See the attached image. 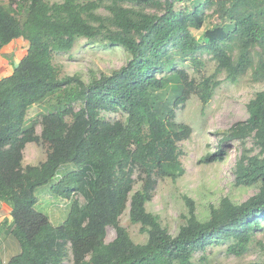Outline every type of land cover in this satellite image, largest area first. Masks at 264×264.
I'll return each instance as SVG.
<instances>
[{
  "label": "trees",
  "instance_id": "trees-1",
  "mask_svg": "<svg viewBox=\"0 0 264 264\" xmlns=\"http://www.w3.org/2000/svg\"><path fill=\"white\" fill-rule=\"evenodd\" d=\"M186 1L0 0V53L15 39L28 42L19 64L0 78V202L11 215L0 228L7 224L20 246L5 264H65L70 256L75 264H195L194 255L214 243L229 241L227 251L237 256L249 250L264 222V89L248 102V117L221 139H253L258 152L245 148L235 173L238 185L258 191L243 202L223 197L205 220L187 198L190 210L176 234L147 209L158 179L185 173L180 142L193 128L177 120V110L193 95L204 110L221 73L236 82L252 70L254 80L264 81V0ZM206 5L215 6L218 22L197 37L192 29L204 26ZM81 38L120 45L130 58L89 81L60 75L54 54L71 51ZM204 52L216 69L196 79L182 65L198 68ZM50 97L39 135L28 112ZM30 142L46 146L45 160L24 163ZM221 147L201 160H223ZM136 171L142 185L131 194ZM54 178L55 196L80 193L85 200L74 199L60 225L35 209L38 187ZM128 201L145 242H135L121 224ZM109 226L116 234L106 241Z\"/></svg>",
  "mask_w": 264,
  "mask_h": 264
},
{
  "label": "rangeland",
  "instance_id": "rangeland-1",
  "mask_svg": "<svg viewBox=\"0 0 264 264\" xmlns=\"http://www.w3.org/2000/svg\"><path fill=\"white\" fill-rule=\"evenodd\" d=\"M1 1L5 5L11 3V0ZM191 2L186 1L187 5ZM14 6L18 10L17 3ZM214 9V5L205 6L204 26L201 29H192L197 37L201 36L205 29L218 22ZM101 12L106 13L104 10ZM27 49L28 42L23 38L15 39L3 48L0 53V78L12 73L14 66L19 64ZM236 52L235 47L234 54ZM200 57L203 64L198 68L190 61H186L182 65L196 79L212 74L216 69V61L211 58L210 54L204 52ZM129 58L130 54L120 45L93 42L81 38L71 51L56 52L54 64L62 76L80 74L85 81H89L93 76L98 77L101 73H110L125 65ZM219 78L223 80V83L216 89L213 98L204 110L197 95H193L177 110V120L188 123L193 128L191 136L180 142L183 152L181 161L185 167V173L176 181L171 178L158 179L153 197L147 203V209L158 214L162 224L172 234H176L180 226L186 222L190 210L187 198L194 201L198 217L205 220L210 216V206L212 204L219 205L223 197L227 196L235 202H243L258 191V186L255 185H238L235 173L237 161L245 148L246 150L254 149L253 139L248 138L244 142L231 140L224 143L221 142V139L223 131L229 129L237 121L245 120L248 117L247 104L257 91L264 89V81L254 80L252 70L241 76L236 82L228 80L226 73H221ZM53 101L54 99L50 97L39 104H34L29 109L28 123H36V133L39 135L42 132L41 115L51 110L50 106ZM106 115L110 119L120 117L116 112H109ZM220 147L224 151L223 160L210 162L201 160L208 153L219 151ZM23 152L25 164H38L45 160L47 148L44 144L30 142ZM257 152L256 148L251 153ZM70 165L72 164L66 166L71 168ZM134 179L135 184L131 194L142 185L137 171L134 174ZM55 182H57V178L38 187L36 193L39 200L35 209L47 215L54 225H60L71 211V202L77 199L83 204L85 200L80 193L74 194L70 199L55 196L51 190ZM129 210L130 201L121 215V224L128 228L135 242H145L148 236L140 231V224L131 223ZM0 217V220H9V212L7 213L0 207ZM7 228V224H4V228H0V259L3 264V260L14 255L20 249L19 242L13 234L7 232ZM115 234V229L109 226L106 240L111 241ZM10 240L14 244L16 243L15 249L7 247L6 244L10 243ZM228 244L229 241L214 243L209 245L206 250L198 251L194 255L195 264H264V222L262 229L256 234L255 241L243 255L237 256L229 253L227 251Z\"/></svg>",
  "mask_w": 264,
  "mask_h": 264
},
{
  "label": "crops",
  "instance_id": "crops-1",
  "mask_svg": "<svg viewBox=\"0 0 264 264\" xmlns=\"http://www.w3.org/2000/svg\"><path fill=\"white\" fill-rule=\"evenodd\" d=\"M0 207H1V209L2 210H5V211H7V213L9 212V220H11V215H10V207L8 206V205H6L5 203H3V202H0ZM0 219H1V217H0ZM1 238V237H0ZM3 241H5V238H3ZM10 243H8L7 242V247H13L14 249H15V247H16V243L14 244V242L13 241H9ZM17 251V250H16ZM19 251H20V249H19ZM19 251H17L15 254H17ZM14 254V255H15ZM13 256V255H12ZM12 256H10V257H8L7 259H5V260H3V262H4V264L12 257ZM65 264H74L73 263V261H72V258L71 257H69L66 261H65Z\"/></svg>",
  "mask_w": 264,
  "mask_h": 264
},
{
  "label": "built area",
  "instance_id": "built-area-1",
  "mask_svg": "<svg viewBox=\"0 0 264 264\" xmlns=\"http://www.w3.org/2000/svg\"><path fill=\"white\" fill-rule=\"evenodd\" d=\"M0 251H1V246H0ZM0 264H3L1 259H0Z\"/></svg>",
  "mask_w": 264,
  "mask_h": 264
},
{
  "label": "clouds",
  "instance_id": "clouds-1",
  "mask_svg": "<svg viewBox=\"0 0 264 264\" xmlns=\"http://www.w3.org/2000/svg\"><path fill=\"white\" fill-rule=\"evenodd\" d=\"M107 241V240H106Z\"/></svg>",
  "mask_w": 264,
  "mask_h": 264
}]
</instances>
